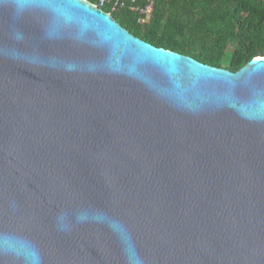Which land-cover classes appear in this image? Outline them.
Masks as SVG:
<instances>
[{
	"label": "water",
	"instance_id": "1",
	"mask_svg": "<svg viewBox=\"0 0 264 264\" xmlns=\"http://www.w3.org/2000/svg\"><path fill=\"white\" fill-rule=\"evenodd\" d=\"M0 264H264V56L0 0Z\"/></svg>",
	"mask_w": 264,
	"mask_h": 264
},
{
	"label": "trees",
	"instance_id": "2",
	"mask_svg": "<svg viewBox=\"0 0 264 264\" xmlns=\"http://www.w3.org/2000/svg\"><path fill=\"white\" fill-rule=\"evenodd\" d=\"M96 4L98 0H87ZM148 0H136L144 8ZM152 13L129 7L111 16L134 36L232 72L264 56V0H153ZM104 11L109 12L106 8Z\"/></svg>",
	"mask_w": 264,
	"mask_h": 264
},
{
	"label": "built area",
	"instance_id": "3",
	"mask_svg": "<svg viewBox=\"0 0 264 264\" xmlns=\"http://www.w3.org/2000/svg\"><path fill=\"white\" fill-rule=\"evenodd\" d=\"M153 0H148L144 8H140L136 5V0H98L96 7L101 9H107L109 14L115 13L122 8L129 7L133 12H137L140 15H149L152 13Z\"/></svg>",
	"mask_w": 264,
	"mask_h": 264
},
{
	"label": "rangeland",
	"instance_id": "4",
	"mask_svg": "<svg viewBox=\"0 0 264 264\" xmlns=\"http://www.w3.org/2000/svg\"><path fill=\"white\" fill-rule=\"evenodd\" d=\"M104 12H106V11H104ZM107 13V12H106Z\"/></svg>",
	"mask_w": 264,
	"mask_h": 264
}]
</instances>
